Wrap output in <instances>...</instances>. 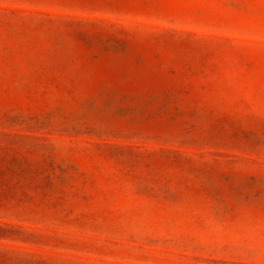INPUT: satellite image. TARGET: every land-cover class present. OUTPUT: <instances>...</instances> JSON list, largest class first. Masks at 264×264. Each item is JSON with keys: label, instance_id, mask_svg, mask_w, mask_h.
<instances>
[{"label": "rangeland", "instance_id": "374dc122", "mask_svg": "<svg viewBox=\"0 0 264 264\" xmlns=\"http://www.w3.org/2000/svg\"><path fill=\"white\" fill-rule=\"evenodd\" d=\"M0 264H264V0H0Z\"/></svg>", "mask_w": 264, "mask_h": 264}]
</instances>
